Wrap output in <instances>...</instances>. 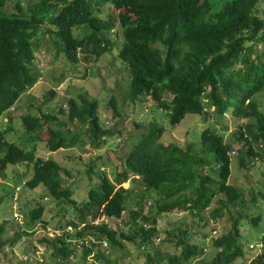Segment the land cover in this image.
Instances as JSON below:
<instances>
[{"label":"trees","instance_id":"obj_1","mask_svg":"<svg viewBox=\"0 0 264 264\" xmlns=\"http://www.w3.org/2000/svg\"><path fill=\"white\" fill-rule=\"evenodd\" d=\"M12 1L0 0V117L8 113L12 120V109H16L23 94L37 83L33 65L41 38L48 34L55 42L57 55L61 53L78 63L77 70L82 60H88V64L92 59L98 62L107 55L115 56V64L118 57L123 60L119 67L122 89L115 87L117 94L112 93L108 100L113 117L124 115L121 111L124 101L135 106L136 102L152 100L156 103L154 110L159 108L168 115L173 126L180 124L187 114L201 115L207 120L214 115L225 118L229 113L237 122L244 120L238 124L237 139L233 141L225 140L216 125L203 130L204 156L197 155L200 151L194 142L187 147L174 141L161 144L165 132L160 123L162 117L159 121L157 116L151 117L148 125L137 122L140 131L133 137L132 147L116 157L115 165L120 164L122 171L115 172L112 179L106 163L97 171L96 180L91 165L87 182L95 184L87 187L88 195L81 205L75 197L76 191L64 186L60 163L40 157L37 148L39 142H44L50 151L84 147L88 139L91 145L100 147L106 138L121 133L110 120L102 119L97 98L83 92L71 97L66 104L68 109H60L67 120H62L56 112L41 111L36 115L31 109H25L21 115L27 133V138L20 137L23 147L7 138V133L13 129L11 125L5 130L1 128V178L7 179L4 172L10 164L26 167L34 164L33 176L26 185L32 189L44 186L49 196L71 205L72 214L78 215L67 221L76 230L82 225L77 236L84 249L75 264H100L102 258L106 264H118L108 253L124 250L126 242L137 244L144 254L135 257L132 264H192L206 252V233L202 244H198L189 240L187 229L175 226L166 229L162 239L158 216L165 211L186 208L192 216H199L198 224L204 229L209 226L204 212L218 193L226 196V200L219 202L235 206L238 215L231 213L232 224L226 233L210 235L215 238L216 253L205 264H236L238 258H245L242 221L249 218V213L243 206V190L228 180L233 155H239L242 166L246 161L258 160L264 166V110L255 99L264 89V58L258 54L256 46L264 42V18L256 12L262 0H221L219 3L213 0H34L27 4ZM107 5L114 11L104 14ZM78 27L84 29L81 36L75 32ZM119 45L117 57L114 49ZM87 66L84 64V69L75 75H80ZM129 77L130 91L126 90ZM54 95L55 91L48 89L43 95L44 102L52 101ZM205 165L209 168L201 171ZM135 178L145 187V193L129 197L136 203L129 212V230L114 228L107 219L123 216L130 194L123 183ZM261 184L259 196L264 197V175ZM152 194V209L148 206L145 210L143 200ZM18 198L15 190L13 199ZM3 199L4 195L0 194V205ZM257 200V195H253L251 202ZM219 210L216 209L215 214H221ZM44 211L45 207L39 205L28 215L35 221L42 218ZM261 221V214L252 217L254 225ZM6 225V222L0 224V254L3 256L8 242L14 243L23 235L33 234L17 231V237L12 240L5 237ZM44 226L47 228L46 221ZM211 228L210 232L216 229ZM65 231L55 237L42 236L39 242L51 257L38 260V264H73L71 260L77 257V246L72 245L74 235ZM198 232L202 231L195 230L193 235ZM90 233L99 239V249L94 251L92 261L88 255L93 249L85 242ZM157 236L164 246L181 247V251L168 254L162 243L154 244ZM259 239L264 240V231ZM25 262L23 264H28ZM249 264H264V250Z\"/></svg>","mask_w":264,"mask_h":264},{"label":"rangeland","instance_id":"obj_2","mask_svg":"<svg viewBox=\"0 0 264 264\" xmlns=\"http://www.w3.org/2000/svg\"><path fill=\"white\" fill-rule=\"evenodd\" d=\"M34 0H21L23 4L27 2H32ZM219 3L221 0H213ZM15 3L13 0L12 3ZM11 10H13L11 8ZM114 11L112 6L107 5L104 14ZM257 14L264 18V0H262L256 10ZM83 27H78L75 29L77 35H83ZM116 35L115 32H112ZM51 36L45 34L41 38V47L37 51V58L34 62L33 68L38 77L37 83L31 87L25 94H23L20 101L15 106L16 109H12V120L8 113H4L0 117V129H8L11 125L13 131L7 133V138L11 142H17L18 145L23 147L20 143L22 140L20 137L27 138V133H25L24 123L22 122V113L31 109L33 114L40 115L41 111L58 113L62 120H67V115L60 112V109L67 110L66 106L68 100L76 96L79 92L85 93V95L91 98H97L101 104V116L102 119L110 120L111 124H115L117 129H120L121 133L116 134L112 137L106 138V142L100 146L96 147L88 143L84 146H75L72 148H61L57 151H50L44 142H39V148H37V154L43 158H52L60 163L63 167V184L64 186L70 187L76 191V199L79 205L87 197L89 184L87 170L92 165L94 168V178L97 180L99 174L97 171L105 167L107 163L109 165L110 177L113 179L115 177V172L122 171L119 167L116 157L128 151L132 147L133 137L139 134V128L136 125L137 122L143 121L142 123L147 124L151 121V117L157 116L156 120L159 121V117H162L160 123L165 128V132L160 139L161 144H169L171 142H177L181 146L187 147L191 142L196 144V148L200 151L197 155H205V151L202 148V132L203 130L209 128L213 129V126H217V131L219 133H224L225 140L233 141L237 139L236 131L239 123H244V120L240 122L235 121V119L227 113L225 118L214 115L209 119H205L204 116L197 114H187L180 124L173 126L170 122L168 115L166 116L162 110L156 107V103L151 101L145 103H135V106L130 105L129 101H124L121 111L125 112L124 115H118L113 117L111 106L108 105V100L110 99L112 93L117 94L115 87L122 89L120 84V65H123V60L118 57L120 46H116L114 49V55L118 57L115 64V56L107 55L102 57L98 62L93 59L82 60V66L84 64L88 65L80 75H75L80 69L84 67H79L77 70L76 65L78 63L69 60L66 56L58 53L55 42L50 40ZM123 43V42H122ZM258 54L264 58V42L256 45ZM109 54V53H108ZM81 53V57H82ZM123 62V63H122ZM79 73V72H78ZM77 73V74H78ZM131 78L127 80L126 90L130 91ZM126 85V84H125ZM123 86V88L125 87ZM50 89L55 91L52 101L46 103L43 100V95L46 91ZM51 96V94L49 93ZM34 98V99H33ZM169 98V97H168ZM256 101L260 104L261 108L264 110V89L255 95ZM32 101V102H31ZM31 102V103H30ZM130 105V106H129ZM26 109V110H25ZM7 139V140H8ZM242 148V147H241ZM202 149V150H201ZM246 151V147L244 148ZM3 155V154H2ZM1 155V156H2ZM93 160V162H92ZM261 160L255 163L246 161L245 166L240 164L239 155H233L231 163V176L228 182L241 190H243V206L245 211L249 213V218L244 219L242 223L245 225L242 231V242L244 243V249L246 251V257L238 258L236 264H249L251 258L258 254L256 250L250 248V243L257 242L261 238L264 231V197L259 196V189L261 188V181L264 175V166ZM34 164L26 167L23 164L8 165L5 169V174L7 179L4 180L0 176V194L4 195L2 204L0 205V224L3 222L7 223V232L5 237L9 239H14L17 237L16 232L20 231H31L32 235H23L22 238L14 243L8 242L3 249L2 261L0 264H38V260H48L50 252L45 253L44 247L39 242V240L44 235L50 237L56 236L57 233H66L63 230H69V234L74 235L72 237V245L77 246V257L73 258L71 261L75 264V261L79 259L83 252V247L79 241L77 231L80 229V225L77 230L70 226L67 221L73 218H77L72 214L73 207L67 203H62L53 199L49 196L47 189L44 186L38 188H30L26 185V182L32 178ZM209 165H205L201 168V171H206ZM69 173V174H68ZM113 174V175H112ZM214 176H217L216 174ZM17 186V187H16ZM123 186L129 189L128 197L126 198V210L121 218H108L107 221L114 228H121V230H129V212L131 209L136 207V203H133L129 197L135 196L138 192L145 193V187L139 182L138 178L129 179L123 183ZM16 187V188H15ZM134 189V190H131ZM18 191L19 198L15 201L13 199L14 191ZM156 191V190H154ZM257 195V202L252 203L251 199L253 195ZM152 195H147L143 200L145 210L152 209L151 204H154ZM15 198V195H14ZM226 200V196L222 193L216 194L212 201L211 207L204 212V216L209 221V226L202 229V224L200 222L199 216H192L191 211L186 208H176L174 210H169L163 212L158 217V226L160 228L159 237L163 239L165 236L166 229L173 228L175 226H180L182 229H187L190 236L189 240L192 242L198 241V244H202V238L204 233H206V239L204 240L205 245L208 250L202 256L195 258L192 264H205L215 255L216 250L214 248V234L211 226H215L217 229L218 236L226 233L232 224L231 213L233 216L238 215V210L235 206L229 204L220 203L219 200ZM147 200V204H146ZM43 205L45 207L44 214L41 219L35 221L31 220L28 212ZM220 209V213L215 214V210ZM230 209V211H229ZM15 213H18V218H16ZM215 214V216H214ZM262 215V221L259 225H254L252 223V217L256 215ZM44 221L47 223V228L44 226ZM99 222L101 220H98ZM128 223V225H125ZM194 224V225H193ZM198 232L196 235L194 231ZM68 232V231H67ZM178 234V231H176ZM215 234V235H216ZM211 235V236H210ZM157 236L154 240V244L162 243ZM85 242L92 247L93 252L88 255L89 261L94 260V251L99 249V239L94 234L86 235ZM95 242V243H94ZM94 243V245H92ZM35 245H38L37 249H34ZM105 245V243H104ZM163 249L167 250L168 254L175 252L179 253L181 247L175 249L173 245L164 246ZM151 252L154 251L150 247ZM109 258L118 262V264H132L135 261V257L144 254L139 250L137 244L132 242H126L125 249H117L113 253H108ZM142 260V259H141ZM71 262V263H72ZM100 264H106L104 258L99 262ZM115 264V263H114Z\"/></svg>","mask_w":264,"mask_h":264},{"label":"built area","instance_id":"obj_3","mask_svg":"<svg viewBox=\"0 0 264 264\" xmlns=\"http://www.w3.org/2000/svg\"><path fill=\"white\" fill-rule=\"evenodd\" d=\"M16 194H15V198L17 197ZM15 216L18 217V213H15ZM213 232H214V234H216L217 233V230H214ZM104 243L106 244V242H104ZM249 246H250V248L252 250H256L258 252V254H259V253H261L264 250V240L259 239L257 242L250 243Z\"/></svg>","mask_w":264,"mask_h":264},{"label":"clouds","instance_id":"obj_4","mask_svg":"<svg viewBox=\"0 0 264 264\" xmlns=\"http://www.w3.org/2000/svg\"><path fill=\"white\" fill-rule=\"evenodd\" d=\"M215 230H217V229H215ZM213 231H214V230H213ZM212 235H215V234H212ZM205 248H206V251H207V250H208V247L206 246Z\"/></svg>","mask_w":264,"mask_h":264}]
</instances>
